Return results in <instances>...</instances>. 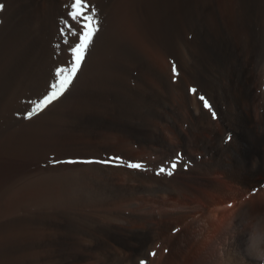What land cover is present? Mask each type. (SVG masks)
Masks as SVG:
<instances>
[{
	"label": "bare ground",
	"instance_id": "bare-ground-1",
	"mask_svg": "<svg viewBox=\"0 0 264 264\" xmlns=\"http://www.w3.org/2000/svg\"><path fill=\"white\" fill-rule=\"evenodd\" d=\"M4 1L0 264H264V0H90L78 72L17 127L71 77L74 22Z\"/></svg>",
	"mask_w": 264,
	"mask_h": 264
},
{
	"label": "snow or ice",
	"instance_id": "snow-or-ice-1",
	"mask_svg": "<svg viewBox=\"0 0 264 264\" xmlns=\"http://www.w3.org/2000/svg\"><path fill=\"white\" fill-rule=\"evenodd\" d=\"M65 7L67 9V16L75 25H79V28L77 29L68 19L62 18L61 20L64 26L60 29V34L63 38V42L65 44H70L69 51L72 53V59L68 62V67L71 69L72 75L68 80L62 81L59 79V76L60 73L66 69H55L53 82L49 85V91L40 99L39 103L33 102L34 107L26 113L25 118H31L33 115L37 114L38 111L42 110V105L46 106V104L51 103L53 100L57 99L59 95L63 94L72 82V78H74L78 72L81 63L85 58V54L93 42L94 36L99 31L98 9L90 2V0H71L70 3L65 5ZM3 8L4 4L0 3V10ZM93 22H95L94 26ZM70 36L76 37V41H70ZM173 72H176L175 65H173ZM58 84L59 88H57ZM192 91L195 92L196 90L192 89ZM200 99L204 102L206 108L210 107L208 101L205 100L203 96H201ZM213 115L215 114L213 113ZM178 159L179 157H177V160ZM177 160L169 162L167 169L162 166L159 171L164 172L167 170L168 173L171 174V171L177 167ZM128 166L135 168L142 167L140 163L129 164ZM154 254L155 253H153V255ZM140 264H145V262L141 261Z\"/></svg>",
	"mask_w": 264,
	"mask_h": 264
},
{
	"label": "rangeland",
	"instance_id": "rangeland-1",
	"mask_svg": "<svg viewBox=\"0 0 264 264\" xmlns=\"http://www.w3.org/2000/svg\"><path fill=\"white\" fill-rule=\"evenodd\" d=\"M0 3H2V4H4L5 5V1L4 0H0ZM3 10V9H2ZM2 10H0V25H1V23H2V20H3V16H2V14H1V12H2ZM44 94V93H43ZM42 94V96H44ZM27 96H29V95H27ZM42 96H38V97H35V98H24L25 96H23V97H21V99H20V101L22 102V103H25L27 106L25 107V104H23V106L21 107V109H19L18 111H15V109H13L12 111H11V114H10V118L8 119L10 122L9 123H15L16 121H22V122H24V121H27V120H29L30 118H25L26 117V113L28 112V111H30L31 109L30 108H32V107H34V103L33 102H36V103H39V101H40V99L42 98ZM31 99V100H30ZM24 100V101H23ZM36 100V101H35ZM25 107V108H24ZM44 107V108H43ZM43 109H45V106L44 105H42V110ZM41 110V111H42ZM41 111H39V112H41ZM38 112V113H39ZM12 113H14V114H12ZM20 113V114H19ZM37 113V114H38ZM36 114V115H37ZM33 116H35V115H33ZM32 116V117H33ZM31 117V118H32ZM26 119V120H25ZM12 121V122H11ZM17 124L18 123H15V126L17 127Z\"/></svg>",
	"mask_w": 264,
	"mask_h": 264
}]
</instances>
